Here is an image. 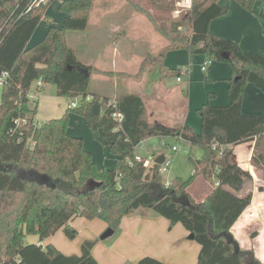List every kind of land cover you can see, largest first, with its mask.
I'll return each instance as SVG.
<instances>
[{"label": "trees", "instance_id": "1", "mask_svg": "<svg viewBox=\"0 0 264 264\" xmlns=\"http://www.w3.org/2000/svg\"><path fill=\"white\" fill-rule=\"evenodd\" d=\"M52 1L0 0V73L7 72L0 92V264H98L91 252L97 239H84L78 254L41 241L59 229L74 239L77 229L70 222L78 216L102 220L115 231L124 216L141 209L167 219L169 228L180 223L192 235L199 245L195 264H263L253 249L240 246L231 226L252 197L242 194L252 176L236 163L232 146L255 138L251 164L263 171L258 190L264 192V116L241 110L246 83L264 94V51L245 50L210 32V22L228 11L218 0H192L190 10L178 17L171 16L174 0H125L167 41L160 60L167 50L186 48L205 61L231 66L228 103L201 105L198 131L188 124L166 126L149 119L137 93L90 96L91 74L99 71L80 60L68 33L87 28L98 0H60L61 25L53 23L40 42L27 47ZM235 1L249 12L259 3L255 15L264 35V0ZM37 80L54 85L59 96L80 99L68 110L81 115L93 138L116 157L113 167L98 166L83 138L68 133V110L36 121L37 104L28 92ZM114 112L123 115L119 125ZM154 136L201 148L200 157H188L193 169L187 179L175 176L165 186L160 164L136 160V146ZM197 175L212 184L198 202L188 191ZM90 180L100 185L90 188ZM28 235L37 241H27ZM135 264L167 263L142 256Z\"/></svg>", "mask_w": 264, "mask_h": 264}, {"label": "rangeland", "instance_id": "2", "mask_svg": "<svg viewBox=\"0 0 264 264\" xmlns=\"http://www.w3.org/2000/svg\"><path fill=\"white\" fill-rule=\"evenodd\" d=\"M60 0H53L47 7L45 14L48 16L49 19L53 22H57L63 18V13L58 10V3ZM221 2L224 0H220ZM227 1V0H225ZM234 3L236 6H240V4L235 0H228ZM241 7V6H240ZM254 8L258 9V3H255ZM114 13H113V12ZM255 12V11H254ZM254 12H250L252 17L256 20L257 28L256 32L259 31V37L262 41L263 47L260 51L254 52H263L264 51V35L262 31L259 30V21ZM112 13V14H111ZM90 15L93 16L89 26L87 27L84 32H69L68 33V40L69 44L73 46L77 52L78 57L80 60L86 64L90 65L96 71H93L90 77V90L94 92L102 91L104 94H107L113 89V83H117V90L121 94L126 92L128 93H137L139 94L143 101L146 108V112L149 117V112L153 110V104H155V97L149 93V89L154 86L158 89H161V97H166V105H169L166 108L167 115L169 118L166 122H169L170 115L172 116V107H175V110L178 111V103L180 104V100L184 101L183 107L185 108V115L187 116L189 125L196 124V121H199V116L196 110L199 106L203 103L213 104L215 101L220 100L221 96H224L226 90V80L224 77L227 76V72L230 71L231 67L230 64L227 62H219L216 60H210L209 65L207 66V70L201 69V64L203 63V56L197 53H190L186 48H179L174 50H167L164 53V56H167V63L169 67L163 66V60H160V53L163 47L167 44V41L155 31L147 17L133 9L125 0H98ZM137 15L138 19L143 23L144 31L146 33L145 40L142 41V44H137V48H135L134 44L136 40L132 38L131 31L128 30V36L125 35L123 32L124 37L127 39L129 43L132 44L128 46L130 49V54L134 57L130 59L128 62H131V65L127 67H123V71L119 73H114L113 75L110 74H102L103 70H112V65L110 63L112 58V49L109 43H112L113 38L120 34L119 31L123 30L122 28L132 29L131 22L136 21L134 19ZM172 16V13H171ZM90 17V16H89ZM102 17L105 24L104 27L100 30L97 28V18ZM173 17V16H172ZM226 18H236L237 13L235 12L234 8H230L227 14H225ZM122 20V21H121ZM126 20L129 21L130 26L126 24ZM44 23H40L37 27V30L34 33L33 39H36L37 35H39L43 29ZM141 25V24H140ZM97 27V28H96ZM247 29L249 28L251 31L253 30L252 22H249L246 25ZM95 29L98 31L100 35V39L103 43L100 51L93 50L94 48H90L87 43V39L90 36L96 34ZM261 29V28H260ZM126 31V30H125ZM236 31V30H235ZM127 32V31H126ZM236 33H234L235 35ZM134 35V34H133ZM226 37V36H225ZM120 39V37H118ZM117 38V40H119ZM125 39V40H126ZM124 40V41H125ZM235 40V39H234ZM236 41V40H235ZM119 42H116L118 44ZM239 44V43H238ZM240 45V44H239ZM141 49L139 50V48ZM104 49V50H103ZM134 50V51H133ZM140 51H143L141 53ZM252 51V50H250ZM168 52H171L168 54ZM137 53V55H136ZM144 56L140 64L138 65V60H140L141 56ZM137 61V62H136ZM134 63V65H133ZM97 65L100 68H97ZM207 65V64H206ZM115 68V67H114ZM122 67L116 66V69L122 70ZM180 68V71L177 73V69ZM167 73L165 74V71ZM212 73L214 75L213 78L209 80L207 75ZM229 74V73H228ZM177 76L180 77L177 80ZM249 86L252 87L251 91L249 88L245 90L244 100L246 101V110H253L252 113L254 114H261L264 116V102L258 96L254 95L253 91H255L254 85L251 82H248ZM46 89H49V94L51 95L50 99L41 98L40 107L41 109L44 108L46 105H49L51 108L56 107L58 108L57 111L53 116L58 117L61 116L65 111L68 110V104L72 100L79 102V98H69L66 96H59L55 93V87L52 84L47 85ZM248 89V90H247ZM99 90V91H98ZM213 92V93H211ZM45 92H43L44 95ZM215 93V94H214ZM244 93V92H243ZM261 97H264L261 92H259ZM118 94L115 97L109 96L111 99H115L117 96L121 95ZM212 94V95H211ZM211 95V96H210ZM164 101V102H163ZM162 104L165 103V100L160 101ZM221 105V104H219ZM250 105L251 107L247 106ZM167 107V106H166ZM177 107V108H176ZM166 111V110H165ZM59 114V115H57ZM69 115V127L71 126L69 132L76 133V136H81L83 138V144H85V148L91 153H93V157L96 160L97 164L100 163L108 164V155L113 156L107 149V147L101 145L97 142L89 128L87 127L84 118L79 115L71 112L68 110ZM39 120L43 119V114L40 113ZM43 117V118H40ZM54 117V118H55ZM36 119V117H35ZM77 119V121H76ZM150 120L155 121L157 117H149ZM161 120V118H159ZM164 117L161 121H163ZM44 120V119H43ZM168 124V123H167ZM171 126H178L175 123H170ZM68 127V128H69ZM166 143L162 144L161 139L154 136L150 137L147 140L141 141L135 148V152L137 155L141 157L148 158L151 155H159L164 154L167 158L171 160L169 168L162 172V177L164 180H169L175 176L187 179L191 173L193 166L189 161L188 157H200L201 156V148L199 146H192L187 141L181 138H176L173 136L164 137ZM172 146L176 147V150L172 149ZM110 164V163H109ZM114 164V163H112ZM256 167V166H255ZM258 169L257 175H261L260 180L258 183L262 185L263 183V171L261 168L256 167ZM204 182V179L201 175H197L194 179L192 185L188 187V191L191 194L193 191L200 187ZM259 185V186H260ZM212 186V184L210 185ZM258 186V187H259ZM104 223L102 220L99 219H86L84 217L78 216L74 219L73 226L77 229V234L74 239H68L66 236H63V239L66 241H72L71 243L78 242L81 239H90L92 234H96L97 239L105 240L106 243L112 242L118 235L119 229H116L115 232L104 238L100 239L99 236L101 232H96L92 230L95 224ZM178 227L183 229V226L178 223ZM106 228V225L105 227ZM90 229V231H89ZM174 231V230H173ZM250 233L254 231V229L249 228ZM93 232V233H90ZM61 235V234H60ZM29 237H36L35 235H28ZM197 247L198 243L194 240H189ZM76 242V243H77ZM177 245V244H176ZM199 250L194 249L193 258H197V253ZM128 264V263H127ZM195 264V263H194Z\"/></svg>", "mask_w": 264, "mask_h": 264}, {"label": "crops", "instance_id": "3", "mask_svg": "<svg viewBox=\"0 0 264 264\" xmlns=\"http://www.w3.org/2000/svg\"><path fill=\"white\" fill-rule=\"evenodd\" d=\"M218 3L220 5L227 7L228 11L231 7L234 8L235 12L237 13V17L225 19L224 17L225 15H223L221 17L213 19L209 24L210 32L213 34L219 35V36H223V37L226 36L227 38H230L233 40L235 39L240 44V47H242L245 50L260 51L263 45L259 37V31L256 32V28H257L256 20L252 17V15H250L251 13L240 6L239 7L236 6L234 3L228 0L227 1L224 0L222 2L218 0ZM258 9H259V3H258ZM257 10L253 7V12ZM64 16L65 14L63 15V18L57 22H53L49 18L42 19L36 26L30 39L28 40L27 47L33 46L36 43L40 42L44 38L48 27L52 25L53 23H56L57 26H60L62 23V20L64 19ZM134 16H136L134 18L136 19V21L131 22L132 29L130 30L127 28L126 29L122 28L123 30L119 31L120 34H117V36L120 37V39L115 36L112 40V43H109L112 49V58H111L110 63L113 69L112 70L102 69L103 71L102 74L108 73L110 75H113L114 73H119L123 71V67H127L131 65V62H128V61L132 59L134 56L131 55L132 53L130 54V51H129L130 49L128 48V46L129 45H131V47L133 46L124 37L123 32H125V35L128 36V30L131 31L130 33L132 35V38L136 39L134 40L135 48H137V44L138 45L140 44L141 46L142 41L145 40L146 33L144 31L143 23L138 19L137 15H134ZM92 18L93 16L90 15L88 26ZM249 22H252L253 24L252 31L249 28L247 29L246 27V25ZM40 23H44L43 29L41 33L37 35L36 39H33L34 33L37 30V27L40 25ZM126 24L130 26V23L128 20H126ZM104 25L106 24L103 18L98 17L97 18L98 28L97 27L96 28L100 30L104 27ZM258 25H259V30L261 31L260 23H258ZM95 32L97 33L90 36V38L87 39L88 41L86 44H88L90 48H94L93 50L97 52V51H100L101 47L103 46V43H102L103 40L101 41L100 35L98 34V31L96 29H95ZM234 33L236 34L234 35ZM117 38L119 40H117ZM116 42H119V43L116 44ZM140 49L141 47L139 48V50ZM140 52L143 53V51H140ZM169 53L171 52H168V54ZM143 58L144 56L140 57V60H138V65L140 64ZM166 60H167V56L165 55L163 57V66L165 68L169 67L168 66L169 64L167 63ZM204 62L205 60L203 58V63ZM209 63L210 61L207 62V65L204 71L207 70V66L209 65ZM95 66L97 68H100L97 65ZM116 66L122 67L121 68L122 70L118 71L116 69ZM166 73H167V70L165 71V74ZM230 75H231V69L229 72H227V76L224 77V80H226V90H225L224 96L222 95L220 100L215 101L212 105H219V104L226 105L228 103L229 97H228V90H227V79L230 77ZM207 77L209 80L215 79L213 78L214 75L212 73H209ZM116 84H117L116 82L113 83L114 90L110 89L111 92L107 94H104V92L99 91V90H98L99 92H94L90 90V86H89L90 96L91 94L95 93V94H99L102 96L115 97L116 95L121 94L120 92L116 91L117 90ZM248 84L249 83H246V85L244 86L241 110L244 113L254 114L252 113L253 110H246L248 108L246 107V103H245L246 101L244 100L245 90L246 88H249V90L251 91V88H252ZM47 85L48 84H44V85L41 84L40 93H39L38 99L36 100L37 109H36L35 117L38 123L54 118L55 116L53 115L57 113L55 112V110L57 111L58 109L56 107L51 108L49 105H46L42 109L40 107V101L43 96H44L43 97L44 99L51 98V95L49 94L50 92L49 89H46ZM254 88H255V91H253L254 92L253 94L261 98L262 102H264V97H261L259 93L261 91L258 90L255 86ZM43 92H45L44 95H43ZM161 92H162L161 89H158L153 86L151 90L149 89V93H147V95L151 94L153 95V97H155V102H154L155 104H153L154 105L153 110L149 112V117H157V120L155 121L160 124L166 125V126H171L170 123H175L178 126L183 125V124L189 125L190 122L188 123L187 116L184 113L185 112L184 111L185 108L183 107L184 101H181V100H180V104L178 103V106H177L179 107L178 111L175 110V107L174 108L172 107V112L174 111L172 113L173 115L172 116L170 115V119L168 120L169 122H166V120L169 118V116L167 115L168 110L166 108H168L169 105H166V101L168 99L166 100V97L165 98L161 97ZM161 100H165V103L162 104L160 102ZM247 106L251 107L250 105H247ZM196 110H197V107H196ZM40 113H42L44 117V118L43 117H40V118H43L44 120L43 119L39 120L38 115ZM163 117L164 119L163 121H161ZM159 118H161V120ZM191 127L195 131H198L200 127V119L199 121H196V124H192ZM70 128L71 126L67 130L68 133L76 136V133L69 132ZM158 138L161 139V143L162 142L166 143V141L164 140V137H158ZM254 145H255V138H253L252 140H248L246 142L238 143L232 146V153H233L236 163L241 168L249 171V173L252 176V181L245 186L244 190H242V194L246 192H251L252 197H251L250 204L243 210L241 215L231 226V230L235 238L238 240L240 246L243 248H247V249H253L256 258L264 264V192L258 190V186L260 185L258 181L260 180L261 175H259L258 177L257 175L258 169L251 164V157L253 155ZM84 147H85V144H84ZM91 154H92L93 161L97 164L96 160L93 157L94 156L93 153ZM108 156H109L108 161H107L108 164L102 165L100 163V165L99 164L97 165L107 167V168L113 167L114 164L112 163H115L116 157L114 155L113 156L108 155ZM210 190H211L210 184L204 181L200 187H197L193 191V193L191 191L190 195L196 202H198V201L203 200V198L206 196V194ZM74 219L70 222L71 225L73 224ZM177 224L178 223L173 225L172 228H169V223L167 219L156 215L154 212H152L149 209H141L133 214L124 216L121 219V222L117 228L119 229V235L112 242L106 243L105 240H99L95 238L96 234H92L90 239H97L91 250L92 255L97 260L98 264H127V263L135 264V262L142 256H150V257L159 259L167 264H194L196 263V258L195 259L193 258L194 249H198V245L197 247H195L191 241L189 243V240L191 239L188 238V234H189L188 231H186L184 228L182 229L178 227ZM105 225H106L105 223H100V224L96 223L94 225L95 228H93L92 230L95 231L94 233L101 232L104 229H106L104 228ZM249 228L254 229V231L250 233ZM90 233H93V232H90ZM62 235L65 236L62 230L59 229L54 234H52L51 236L41 241V243L43 245L46 243H51L59 251H61L64 254H78L80 252V244L84 239H81L78 242L76 241L77 243L76 242L71 243L72 241L64 240ZM26 240L29 242H36L37 237L27 236Z\"/></svg>", "mask_w": 264, "mask_h": 264}, {"label": "built area", "instance_id": "4", "mask_svg": "<svg viewBox=\"0 0 264 264\" xmlns=\"http://www.w3.org/2000/svg\"><path fill=\"white\" fill-rule=\"evenodd\" d=\"M191 5H192V0H174L173 9L171 11L172 16L178 17L180 15L187 13L188 10H190ZM207 62L208 61H205L202 64V66H201L202 70H204L206 68ZM6 75H7L6 71H2L0 73V92H1L2 83H3ZM179 79H180V77L177 76V80H179ZM40 87H41V81L37 80L35 83V87L28 92V97L32 102H35L38 99V96L40 93ZM77 104H78V102H76L75 100H72L70 102V104H68V107H75ZM112 116L115 119V121L117 122V124L119 125L120 122L122 121L123 115L119 112H114L112 114ZM162 144H164V143L162 142ZM172 149L176 150V147L172 146ZM155 157H156V155H151L147 159L145 158L144 159V165H150L152 162H154ZM135 158H136V160L139 161V160H142L144 157H141L140 155H136ZM170 163H171V160L164 155V159H163L162 163H160V168H159L160 173L165 172L169 168ZM164 184H165V186H169L170 179L164 180Z\"/></svg>", "mask_w": 264, "mask_h": 264}, {"label": "water", "instance_id": "5", "mask_svg": "<svg viewBox=\"0 0 264 264\" xmlns=\"http://www.w3.org/2000/svg\"><path fill=\"white\" fill-rule=\"evenodd\" d=\"M163 159H164V154H159V155H157V156L155 157L154 162L160 164V163H162ZM98 185H100V182H97V181H94V180H90L89 183H88V186H89L90 188H94V187H96V186H98ZM113 233H114V230H113V229H111V228H106V229H104V231L100 234L99 238H100V239H104V238H106V237L112 235ZM191 237H192V235H191V234H188V238H191Z\"/></svg>", "mask_w": 264, "mask_h": 264}]
</instances>
